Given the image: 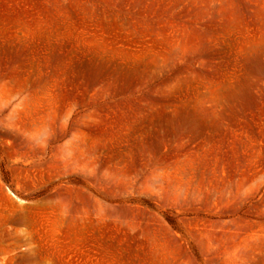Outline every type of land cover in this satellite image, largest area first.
Segmentation results:
<instances>
[{"label": "rangeland", "instance_id": "obj_1", "mask_svg": "<svg viewBox=\"0 0 264 264\" xmlns=\"http://www.w3.org/2000/svg\"><path fill=\"white\" fill-rule=\"evenodd\" d=\"M0 264H264V0H0Z\"/></svg>", "mask_w": 264, "mask_h": 264}]
</instances>
